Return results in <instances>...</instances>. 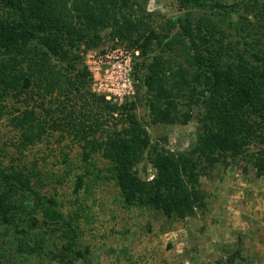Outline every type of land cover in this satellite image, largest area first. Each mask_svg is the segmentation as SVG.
I'll return each instance as SVG.
<instances>
[{"label": "trees", "instance_id": "1", "mask_svg": "<svg viewBox=\"0 0 264 264\" xmlns=\"http://www.w3.org/2000/svg\"><path fill=\"white\" fill-rule=\"evenodd\" d=\"M202 4L179 0L184 13L169 22L177 28L169 35L165 29L155 31L139 0H0V117L8 96L23 102L10 117L19 131L18 146L58 131L60 138L79 143L83 161L100 153L125 204L153 207L168 217L194 213L200 203L199 174L228 156L264 175V42L247 32L242 42L231 41L230 33L207 17L193 22L191 9ZM263 5L258 13L264 20ZM215 6L229 15L236 3ZM109 27L112 37L139 50L136 88L145 89L142 96L153 122L185 123L196 107L200 130L189 152L152 143L136 116L137 101L116 104L90 91L82 53L99 46ZM147 149L155 168L150 180L136 169ZM3 177L19 192L22 187L32 192L22 172ZM82 177L75 176V192ZM14 199L0 191V217L14 215L22 204ZM43 200L42 213L51 221L61 218L55 200ZM28 212L23 222L31 229L33 208ZM65 250L71 264L84 256L71 243ZM238 253L218 264H233Z\"/></svg>", "mask_w": 264, "mask_h": 264}, {"label": "rangeland", "instance_id": "2", "mask_svg": "<svg viewBox=\"0 0 264 264\" xmlns=\"http://www.w3.org/2000/svg\"><path fill=\"white\" fill-rule=\"evenodd\" d=\"M139 1L157 33L165 29L170 35L177 30L169 22L183 16L185 8L179 0ZM232 1L236 6L229 15L215 6ZM263 1L202 0L201 6L191 9L192 21L202 16L219 22L230 33L231 41L242 42L247 32L264 42V20L258 13ZM109 28L99 46L82 53V62L91 74L90 91L116 104L137 101L136 116L152 143L173 152H189L200 130L196 107L185 123L153 122L142 96L145 89L136 88L140 83L139 50L126 40L112 37ZM4 103L6 112L0 117V191L23 206H18L11 218L0 217L3 264H71L65 250L68 243L84 255L74 264H218L235 250L239 253L233 264H264V175H257L252 166L243 168L228 156L207 168L199 174L200 203L194 213L184 218L168 217L153 207L125 204L100 153L83 161L79 143L66 135L60 138L58 131L19 147V131L10 117L23 102L8 96ZM149 152L147 149L136 164L138 174L147 180L155 173ZM14 171L29 178L32 192L23 187L19 192L3 177L5 172ZM76 175H83L77 192ZM43 197L55 200L61 218L51 221L42 213ZM30 208L35 219L28 229L23 221ZM37 245L40 249L33 251Z\"/></svg>", "mask_w": 264, "mask_h": 264}]
</instances>
